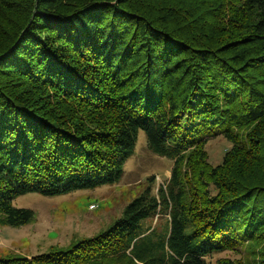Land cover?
I'll list each match as a JSON object with an SVG mask.
<instances>
[{"label":"trees","instance_id":"16d2710c","mask_svg":"<svg viewBox=\"0 0 264 264\" xmlns=\"http://www.w3.org/2000/svg\"><path fill=\"white\" fill-rule=\"evenodd\" d=\"M140 131L174 162L157 193L153 176L106 230L0 264H208L238 245L216 264H264V0H0L1 224L33 220L21 195L119 182Z\"/></svg>","mask_w":264,"mask_h":264},{"label":"rangeland","instance_id":"374dc122","mask_svg":"<svg viewBox=\"0 0 264 264\" xmlns=\"http://www.w3.org/2000/svg\"><path fill=\"white\" fill-rule=\"evenodd\" d=\"M231 143L219 136L206 145L208 161L220 163ZM173 160L154 154L147 145L144 131H140L133 155L126 161L125 172L119 182L91 190H78L56 196L28 193L17 197L14 205L34 211L31 222L22 226L0 223V257L18 255L31 257L56 247H68L83 238L98 234L122 217L127 204L141 194L155 177L154 192L171 177ZM166 214L159 213L147 221L148 225L166 224ZM242 245L214 253L206 258L216 264L221 258L244 261Z\"/></svg>","mask_w":264,"mask_h":264}]
</instances>
